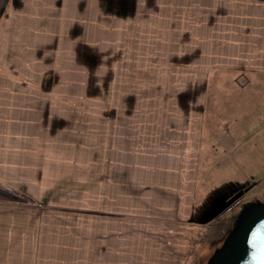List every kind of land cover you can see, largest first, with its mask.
<instances>
[{"label": "crops", "instance_id": "0c3cea01", "mask_svg": "<svg viewBox=\"0 0 264 264\" xmlns=\"http://www.w3.org/2000/svg\"><path fill=\"white\" fill-rule=\"evenodd\" d=\"M215 78L240 122H207ZM250 114L264 0H0V264H180L203 156Z\"/></svg>", "mask_w": 264, "mask_h": 264}, {"label": "rangeland", "instance_id": "374dc122", "mask_svg": "<svg viewBox=\"0 0 264 264\" xmlns=\"http://www.w3.org/2000/svg\"><path fill=\"white\" fill-rule=\"evenodd\" d=\"M228 79L215 78L218 85ZM238 84H241L240 80ZM215 85L218 86L216 81ZM223 88L226 98L211 100L210 107L209 104L207 107V122L220 123V126L225 127L234 124L233 122H240L242 115L239 114L241 101L238 104L236 102V98L240 97V87L227 82ZM257 116L259 115L250 114L251 120H248L256 129L264 125V114ZM238 133L248 137L243 151L237 140L232 147L228 146L230 148H226L224 144L216 146L211 142L213 148L203 156L201 184L204 191L200 195L197 216L200 219L198 222L209 219L213 221L208 225L194 227L193 233L188 232L185 248H180L179 251L181 258L172 259V262L208 264L216 250L225 243L241 213L251 205L264 203V130L249 129ZM205 148L204 152L210 149V144ZM237 194H240V197L220 216L212 219L228 204L230 195L234 197ZM198 231H201V234L197 233ZM190 235L197 236L200 241L193 243L190 240L194 238Z\"/></svg>", "mask_w": 264, "mask_h": 264}, {"label": "water", "instance_id": "95a60500", "mask_svg": "<svg viewBox=\"0 0 264 264\" xmlns=\"http://www.w3.org/2000/svg\"><path fill=\"white\" fill-rule=\"evenodd\" d=\"M239 197L237 194L230 198L212 219ZM208 264H264V203L251 205L241 213L225 243L216 250Z\"/></svg>", "mask_w": 264, "mask_h": 264}, {"label": "flooded vegetation", "instance_id": "af4514ba", "mask_svg": "<svg viewBox=\"0 0 264 264\" xmlns=\"http://www.w3.org/2000/svg\"><path fill=\"white\" fill-rule=\"evenodd\" d=\"M236 193H237V192H236ZM231 197H233V195H232V196L230 195V197H229L228 199H230Z\"/></svg>", "mask_w": 264, "mask_h": 264}]
</instances>
